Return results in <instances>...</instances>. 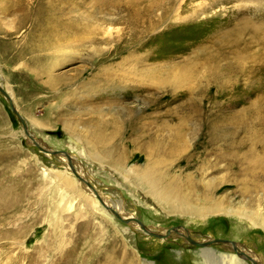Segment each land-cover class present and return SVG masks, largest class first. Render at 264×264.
Masks as SVG:
<instances>
[{"label": "rangeland", "instance_id": "374dc122", "mask_svg": "<svg viewBox=\"0 0 264 264\" xmlns=\"http://www.w3.org/2000/svg\"><path fill=\"white\" fill-rule=\"evenodd\" d=\"M70 1L48 4L88 30L46 47L32 22L47 1L0 0V87L11 99L0 92V188L27 195L10 225L22 229L0 237V264H97L110 246L124 264H254L226 242L185 236L234 241L264 264V0H151L148 35L132 30L139 0ZM148 169L160 187L254 221L167 213L135 184ZM85 182L163 239L116 219Z\"/></svg>", "mask_w": 264, "mask_h": 264}, {"label": "bare ground", "instance_id": "6f19581e", "mask_svg": "<svg viewBox=\"0 0 264 264\" xmlns=\"http://www.w3.org/2000/svg\"><path fill=\"white\" fill-rule=\"evenodd\" d=\"M46 1H47V3H45V4H46L47 7L44 10L36 9L35 12H34V17H33L35 19V21L32 22L33 23L34 32L35 31L38 32V35L36 37L43 39L41 41L42 45H46V47H49L51 45H54L55 44L54 42H58L60 40H67V39L68 40L69 39L77 40V38L79 36L82 37L83 32H86L88 30V28L85 27L87 23H85V26L82 27L83 24H84L83 23L84 17H76V18L79 19L80 23H78L77 21L68 20V17L63 19V17L66 15V11H65L66 7H65V9L56 8L55 6L49 7V5H53V4H48V2H50L51 0H46ZM131 1H135V0H131ZM139 1H140V3L139 2H135V4L132 3L133 5H131V7L129 9L130 10L129 11V13H130L129 17H130L131 22L133 24L132 25L133 26L132 30H133L134 34H137V32H138L137 29L140 28V30H141L140 32H142L145 35H148V33H150V29L152 28L153 24L155 23L154 16H153L155 14V13L153 14V11L155 12V9L154 10L152 9L153 8L152 7L153 3H152L151 0H139ZM253 1L254 0H251V2H253ZM247 2H248V0H247ZM61 4H64V6H65V4H67V2L63 1V2H61ZM30 5H32V3ZM57 7H60V6H57ZM126 10H127V8H126ZM68 11L70 13L69 9H68ZM70 14H67V15H70ZM163 14H166V11ZM71 18H72V16H71ZM166 19H168V18H166ZM166 19H165V21H166ZM249 25H250V22H249ZM250 26H248V27H250ZM154 27H156V26H154ZM247 29L250 30L251 28L250 29L247 28ZM241 30H242V28H241ZM255 30H256V32L258 31L256 28H255ZM238 32H240V31L238 30ZM233 34H235V33H233ZM252 34H254V33L252 32ZM259 34H260V37H262L264 39V33L259 31ZM248 44H250V43H248ZM240 48H242V47H240ZM38 49H39V47H38ZM232 53H235V52H232ZM23 55H24V53L23 54L21 53V54H19L17 56H14L13 58L10 59L11 60L10 63L13 64L15 62H18V61L22 60ZM233 55H235V54H233ZM254 56H249V57L252 58V60H254V61L256 60L257 61L258 57L256 58ZM237 57H239V56H237ZM237 57H235V58L237 59ZM232 58H234V57H232ZM241 59H243V55H242ZM63 61H59V63H61ZM238 61H239V58H238ZM239 71H240V69H239ZM241 71H242V69H241ZM4 93L6 94V96L4 95V97L7 100L11 101L10 97L8 96V94L5 91H4ZM16 115H17V118L21 119V117L17 114V112H16ZM21 122H22V125H23L24 134H25L26 137H28L29 135L27 133V129H26L25 124H24L22 119H21ZM35 144H37V143H35ZM59 153H57L55 155L59 156ZM61 156L67 157V155H65V153H63ZM67 160H69V159H67ZM70 167L73 169L72 166H70ZM6 168L8 170L12 171L13 170V164L8 165ZM134 181H135V184H136L137 187H145V189H147L149 197L152 200H154V202H156L157 204L162 205V207L166 210L167 213H177V214H180V215L194 216L196 218H204L207 215L219 214V213H222V212L225 211L224 213H226V214L235 213L236 215H238V216H240L242 218H245V219L249 220L250 222L254 221V219H253L254 217L251 216L249 211L237 210V209H234V210L228 209L224 205H222L221 203H218V202H211L210 206L200 205L198 203L192 202L191 199L186 198L184 195L182 196L181 192L178 190V188H175V187L170 186V185H167L165 187H160L157 178H155L153 176V174L149 172V169H148V171H146V173H143V174H140V175H136ZM62 183L64 185H66L67 187H69L71 190L74 191V189L72 188L70 182L62 181ZM85 184L93 192V194L95 195V197L97 198V200L99 201V203L103 206V208L105 210L110 212L112 215L114 213H116L114 210L108 208L103 203V201L98 197V195L95 192V190L89 184H87L86 182H85ZM13 190L14 189H11L10 191L12 192ZM10 191L4 189L3 187L0 188V237H5V238L6 237H12V236L14 237V236H16L18 234V232L22 229V226L19 227V229L10 227L11 221H14V224L15 223L16 224L19 223L20 222L19 219L24 218V215H26L25 212H27V211H25V209H26V208H24L25 206L24 207L22 206V202H23V200H25L24 198L27 196L25 194V192H22V190H18L19 193L18 192H12L11 193ZM10 197H12V198L16 197V198L14 200H10L9 199ZM210 201H211L210 199H206L204 202L206 204H209ZM244 211H246V212H244ZM243 212H244V214H243ZM113 216L116 219H118V220H120L121 222H124V223H128V224L135 223V224L138 225V227H139V223H141L138 220L133 219V218H132L133 220L123 219L119 214H117L118 217H116L115 215H113ZM84 225L85 226H83V227H87L86 224H84ZM172 232H179V229L178 228H172V229L167 231V234L170 235ZM147 235H149V234H147ZM159 239H163V237H160ZM235 246H236V244H235ZM235 249L237 250L236 247H235ZM108 250H109V252L107 250H104V253L105 252H107V253L103 254V256L101 254V256L99 257L100 259H99L97 264H121V263L124 264L125 263V257L121 256L123 254H120V253L118 254V250L117 251L115 250V246H110ZM243 256H247V255L243 254L240 257L244 258ZM250 259L252 260V258H250ZM252 261H254V260H252ZM127 264H135V260L134 259H131V260L129 259V262H127Z\"/></svg>", "mask_w": 264, "mask_h": 264}, {"label": "water", "instance_id": "95a60500", "mask_svg": "<svg viewBox=\"0 0 264 264\" xmlns=\"http://www.w3.org/2000/svg\"><path fill=\"white\" fill-rule=\"evenodd\" d=\"M0 92H1L3 95L6 96V94L4 93V91H3L1 88H0ZM9 105H10L12 111L15 112V114H16V111L14 110V108L12 107V105H11L10 102H9ZM36 145H37V144H36ZM37 146H38V145H37ZM38 147H39L40 149H42V150H45V149H43V148L40 147V146H38ZM49 152H50V153H53V154H54V153L57 154V153H59V152H61V151H55V150H53V151H49ZM113 215H115L116 217H118L116 213H114ZM126 220H133V219H132V218H128V219H126ZM139 227H140V229H142V231L146 232V233L149 234V235H153V236L158 237V238L163 237L162 234H159V233H153V232H151V231H148V230H147V229H146L141 223H139ZM172 228H174V227H172ZM172 228L167 229V231L170 230V229H172ZM185 239H186L189 243H191V244H194V245H200V246L205 245V244H207V243H222V242H226L228 245H230V246L233 248V250L235 251L236 254H238V255H240V256L243 255L241 252H238V251L235 249V243H234V241L224 240V239H211V240H207V241H196V240L191 239L189 236L185 237ZM243 257L249 259L251 262H253L254 264H256L255 261H252L248 256H243Z\"/></svg>", "mask_w": 264, "mask_h": 264}]
</instances>
